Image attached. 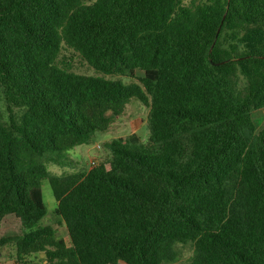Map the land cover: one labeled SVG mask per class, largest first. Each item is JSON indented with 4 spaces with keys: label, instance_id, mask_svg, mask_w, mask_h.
<instances>
[{
    "label": "trees",
    "instance_id": "1",
    "mask_svg": "<svg viewBox=\"0 0 264 264\" xmlns=\"http://www.w3.org/2000/svg\"><path fill=\"white\" fill-rule=\"evenodd\" d=\"M0 92V224L22 225L0 250L17 264H175L179 244L188 264H264V0H0ZM134 100L147 142L48 170ZM45 180L70 244L43 224Z\"/></svg>",
    "mask_w": 264,
    "mask_h": 264
},
{
    "label": "rangeland",
    "instance_id": "2",
    "mask_svg": "<svg viewBox=\"0 0 264 264\" xmlns=\"http://www.w3.org/2000/svg\"><path fill=\"white\" fill-rule=\"evenodd\" d=\"M62 63L67 64L71 69L79 74L96 75L95 71L83 62L80 57L73 51L64 48L60 58ZM137 77H142L143 73L138 71ZM124 83H131L132 79L122 78ZM0 110L6 114L5 103L0 92ZM149 110L139 101H132L126 108L125 112L120 117H114L112 126L108 132H98L94 135L90 144L75 148L67 153V158L64 157L65 166L55 165L49 162L48 170L55 175L71 174L77 171H88L93 166L92 162L100 164L105 162L109 157V152L104 148V143L117 138H125L133 133L137 134L143 143L147 142L150 136L146 120ZM253 118L260 131L264 128V109L253 113ZM66 155V154H65ZM64 155V156H65ZM73 163L71 162V160ZM43 200L46 205L47 214L43 220V224L51 225L56 228L57 236L62 237L70 244V238L63 220L56 216L54 210L57 207V201L54 197L51 185L48 180L42 182ZM21 222L14 216H8L3 223L0 224V235L10 236L21 233ZM7 250V249H5ZM4 252H7L5 251ZM177 262L175 264H188L193 256L194 247L192 245H177ZM44 258L43 254H36L31 257L33 262H40ZM123 264V263H120Z\"/></svg>",
    "mask_w": 264,
    "mask_h": 264
},
{
    "label": "crops",
    "instance_id": "3",
    "mask_svg": "<svg viewBox=\"0 0 264 264\" xmlns=\"http://www.w3.org/2000/svg\"><path fill=\"white\" fill-rule=\"evenodd\" d=\"M5 249H7V250H5ZM4 250L7 252H4ZM15 257H16V250L13 247H6V248L0 250V262H1V264H17L15 262ZM26 264H47V261L45 260V257L43 259H41L40 262H38V261L33 262L30 258L28 260V263H26Z\"/></svg>",
    "mask_w": 264,
    "mask_h": 264
},
{
    "label": "built area",
    "instance_id": "4",
    "mask_svg": "<svg viewBox=\"0 0 264 264\" xmlns=\"http://www.w3.org/2000/svg\"><path fill=\"white\" fill-rule=\"evenodd\" d=\"M93 165H95L96 163L95 162H92Z\"/></svg>",
    "mask_w": 264,
    "mask_h": 264
}]
</instances>
